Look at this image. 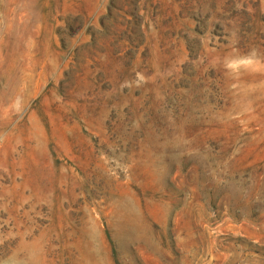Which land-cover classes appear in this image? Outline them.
Segmentation results:
<instances>
[{"label": "rangeland", "instance_id": "374dc122", "mask_svg": "<svg viewBox=\"0 0 264 264\" xmlns=\"http://www.w3.org/2000/svg\"><path fill=\"white\" fill-rule=\"evenodd\" d=\"M0 264H264V0H0Z\"/></svg>", "mask_w": 264, "mask_h": 264}, {"label": "clouds", "instance_id": "9594fccd", "mask_svg": "<svg viewBox=\"0 0 264 264\" xmlns=\"http://www.w3.org/2000/svg\"><path fill=\"white\" fill-rule=\"evenodd\" d=\"M233 65H229V67H232Z\"/></svg>", "mask_w": 264, "mask_h": 264}]
</instances>
